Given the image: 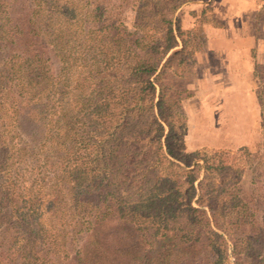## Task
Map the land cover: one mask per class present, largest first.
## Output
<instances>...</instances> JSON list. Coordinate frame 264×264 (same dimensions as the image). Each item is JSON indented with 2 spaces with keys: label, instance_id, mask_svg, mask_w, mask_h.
Wrapping results in <instances>:
<instances>
[{
  "label": "trees",
  "instance_id": "16d2710c",
  "mask_svg": "<svg viewBox=\"0 0 264 264\" xmlns=\"http://www.w3.org/2000/svg\"><path fill=\"white\" fill-rule=\"evenodd\" d=\"M178 9L0 0V264H264V142L247 194L227 152L176 151Z\"/></svg>",
  "mask_w": 264,
  "mask_h": 264
},
{
  "label": "rangeland",
  "instance_id": "374dc122",
  "mask_svg": "<svg viewBox=\"0 0 264 264\" xmlns=\"http://www.w3.org/2000/svg\"><path fill=\"white\" fill-rule=\"evenodd\" d=\"M162 1L179 6L182 38L193 51L192 76L183 84L189 92L182 102L185 128L176 151L227 152L234 170L242 173L247 194L248 168L258 144L264 142V0L229 12L218 0ZM133 19L134 13L127 11L128 29ZM218 29L223 32L215 34Z\"/></svg>",
  "mask_w": 264,
  "mask_h": 264
},
{
  "label": "crops",
  "instance_id": "0c3cea01",
  "mask_svg": "<svg viewBox=\"0 0 264 264\" xmlns=\"http://www.w3.org/2000/svg\"><path fill=\"white\" fill-rule=\"evenodd\" d=\"M218 2H219V4L223 5L225 9L227 8L226 10L229 12L231 10H234L235 8L237 9L239 7V5L241 6V4L251 5V4H254L256 1L255 0H248L246 2L245 0H218ZM232 6H234V8ZM217 17H219V16H217ZM219 32L220 33L223 32V29H218V31H216L215 34H217ZM215 40H216V38H215ZM213 43H214V39H212L210 36V38L207 40V44L211 48Z\"/></svg>",
  "mask_w": 264,
  "mask_h": 264
}]
</instances>
